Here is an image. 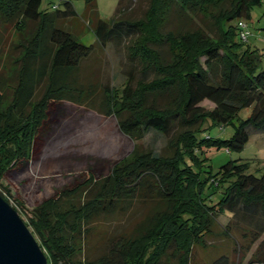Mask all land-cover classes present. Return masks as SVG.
I'll list each match as a JSON object with an SVG mask.
<instances>
[{"label":"trees","instance_id":"16d2710c","mask_svg":"<svg viewBox=\"0 0 264 264\" xmlns=\"http://www.w3.org/2000/svg\"><path fill=\"white\" fill-rule=\"evenodd\" d=\"M261 3L150 0L143 19L126 22L100 19L95 0H85L101 46L145 32L142 46L129 48L128 54L144 64L142 80L148 79L149 70L156 78L138 84L136 71L128 69L121 88L107 85L102 90L101 110L115 119L131 151L118 160L66 158V168L61 169L73 174V164H84L82 175L28 210L25 224L47 264H191L193 248L204 244L216 219L226 213L230 220L222 234L233 237L234 231L241 240H234L240 258L236 264H264V166L259 177L246 174L247 164L238 160L213 172L204 155L212 148L240 152L252 135L264 133V69L258 51L239 39L236 27L237 20H249L250 9ZM40 4L41 0H0V23L12 25L18 40L12 48H19L13 61L16 86L9 95L0 92V186L9 196L11 191L1 181L22 163L39 160L45 143L68 115L60 109L62 104L94 108L96 87L82 86L76 78L93 45L59 26L77 17L72 3L61 0L62 7L52 5L50 12L40 10ZM173 10L186 15L209 10L210 33L164 32ZM27 23L35 28L25 34ZM160 47L169 53L168 62H161ZM147 94L167 95L169 101L157 108L148 104ZM203 101L213 108L200 106ZM246 107H251L250 116L234 125L232 120ZM205 123L231 125L233 134L227 140L198 136L205 133ZM175 126L180 130L170 135ZM149 130L171 136L169 155L139 149ZM13 200L12 208L27 211L23 201ZM136 203L151 208L131 233L110 239L98 257L81 259L93 221L125 214Z\"/></svg>","mask_w":264,"mask_h":264},{"label":"rangeland","instance_id":"374dc122","mask_svg":"<svg viewBox=\"0 0 264 264\" xmlns=\"http://www.w3.org/2000/svg\"><path fill=\"white\" fill-rule=\"evenodd\" d=\"M77 14L74 19L61 21L59 26L72 32L80 42L85 45H93V52L79 64L76 72L78 83L82 86L96 87L93 95L94 108L86 105L71 106L62 104L64 111L68 112L63 124L56 128L54 134L45 143L41 156L37 162H24L17 169L11 170L2 185L11 191L9 196L0 186V193L10 199V206H14L13 198L23 201L25 210L16 209L19 217L26 222L28 210L35 207L42 200L49 198L54 192L69 187L79 179L85 167L72 162L73 174H68L64 163L66 158L71 160L76 155H92L99 158L120 159L130 152L132 144L119 133L114 118L106 117L101 110L102 90L107 85L113 88H121L125 83L124 70L136 71L134 80L138 84H144L156 78L153 70H149L148 79H141V71L144 64L129 57L128 49L133 46H142L141 41L145 38V32L141 35H128L119 42H112L105 47L96 42L92 31L93 17L86 11L85 0H69ZM61 0H41L40 10L52 11L51 6L59 8ZM150 0H95L98 17L102 20L111 19L117 21L133 22L144 18L148 11ZM216 10H211L215 13ZM209 10L201 14H182L175 10L171 11L168 22L163 31H194L202 29L207 33L211 30V21L208 19ZM235 24V21L232 23ZM249 35L245 45L255 49L260 54V67L264 69V0L258 6L250 9V19L246 21ZM35 28V24L27 23L25 34ZM17 33L11 24L0 23V92L10 94L11 88L16 86L17 75L13 61L19 55V48L13 49L12 44L17 43ZM152 46V45H150ZM161 48V47H160ZM161 62H168L170 57L166 49L161 48ZM129 49V50H130ZM148 49V48H147ZM157 50L158 47L152 46ZM151 49V50H152ZM139 53V52H137ZM204 58H200V63ZM136 62V63H132ZM147 64H145L146 66ZM148 104L153 103L157 108H164L169 97L163 94L146 95ZM103 101V100H102ZM200 106L205 109H212V103L203 101ZM62 112V110H59ZM251 107L242 108L232 120L234 125L250 116ZM205 133L198 136L208 135L212 139L227 140L233 134V127L226 125L204 124ZM180 128L175 126L170 135H174ZM163 136L149 130L139 142V149L151 150L163 156L169 155L168 139L171 136ZM204 154L207 165L213 172L229 160H238L246 163V174L259 177L264 166V133L252 135L240 152H229L225 149H209ZM59 170H63L62 172ZM58 172V173H57ZM60 172V173H59ZM83 176H80L82 179ZM20 196V199H19ZM213 197L212 199H214ZM149 204L144 206L135 204L125 214L96 219L92 223L91 234L85 239L84 252L80 258H96L105 249L110 239L123 234H130L133 228L141 222L150 211ZM229 214L220 215L212 229V234L206 236L202 246H195L192 250L191 264H236L240 258L236 252L235 241H241L238 233L232 231L233 237L222 234L224 226L229 222ZM264 238V234L260 240ZM37 241V240H36ZM257 244V243H256ZM255 244V245H256ZM245 263V262H244ZM241 263V264H244Z\"/></svg>","mask_w":264,"mask_h":264},{"label":"water","instance_id":"95a60500","mask_svg":"<svg viewBox=\"0 0 264 264\" xmlns=\"http://www.w3.org/2000/svg\"><path fill=\"white\" fill-rule=\"evenodd\" d=\"M0 264H47L17 211L0 196Z\"/></svg>","mask_w":264,"mask_h":264},{"label":"built area","instance_id":"2783aa9c","mask_svg":"<svg viewBox=\"0 0 264 264\" xmlns=\"http://www.w3.org/2000/svg\"><path fill=\"white\" fill-rule=\"evenodd\" d=\"M236 27L239 39L246 42L247 37L249 35L246 22L241 19L237 20Z\"/></svg>","mask_w":264,"mask_h":264}]
</instances>
